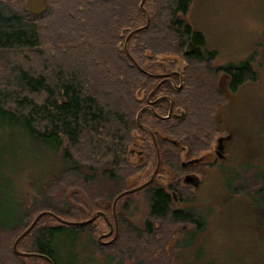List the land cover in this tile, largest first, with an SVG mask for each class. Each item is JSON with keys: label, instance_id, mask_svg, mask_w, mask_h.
<instances>
[{"label": "trees", "instance_id": "trees-1", "mask_svg": "<svg viewBox=\"0 0 264 264\" xmlns=\"http://www.w3.org/2000/svg\"><path fill=\"white\" fill-rule=\"evenodd\" d=\"M24 2L0 0V153H12L16 172L29 158L42 169L58 156L59 168H49L45 187L85 188L101 171L100 179L112 182V194L120 195L132 176L149 180L156 149L159 166L181 174L182 153L186 160L198 157L217 134L212 117L224 102L219 75L228 77L232 93L256 81L249 61L211 66L216 52L207 50L203 34L186 20L193 0H145V13L139 0H47L37 14L28 13ZM146 15L149 23L143 28ZM167 55H181L183 69L176 70V62L157 61ZM166 74L172 82L156 88ZM170 101L171 115L164 119ZM135 134L141 135L145 161L133 167L125 158L136 147ZM0 166L2 176L11 168ZM142 188L149 200L143 233L150 243L157 224L191 225L197 232L204 226L194 211L174 207L170 186L153 180ZM1 201L0 248L10 249L11 240L42 212L65 221L89 219L84 213L67 215L42 199L28 216L23 204L4 210ZM179 201L185 202L180 196ZM119 218L123 227L126 221ZM91 223L65 225L43 215L17 246L22 249L26 242L22 250L59 264L66 243L59 247L57 241H79L83 232L93 233Z\"/></svg>", "mask_w": 264, "mask_h": 264}, {"label": "rangeland", "instance_id": "rangeland-1", "mask_svg": "<svg viewBox=\"0 0 264 264\" xmlns=\"http://www.w3.org/2000/svg\"><path fill=\"white\" fill-rule=\"evenodd\" d=\"M23 6L28 13L37 14L46 9L47 0H25ZM186 20L203 34L207 50L216 52L211 66L249 61L257 76L256 81L247 82L232 93L228 89V77L219 75L217 86L224 102L212 117L217 134L209 150L190 160L182 153L180 163L185 171L176 175L168 167L159 166L153 179L162 187L170 186L175 208L194 211L204 226L197 232L191 225L157 224L158 232L150 243L143 233L149 211L144 188L122 196L113 214L112 204L119 193L112 194V182L100 179L101 171L96 173L95 183L85 188L45 187L50 182L45 176L49 168L53 165L59 168L58 156L54 158L55 164L42 169L29 158L16 172L14 157L3 149L0 165L11 167L3 173L4 177L0 173L4 210L13 206L18 209L21 203L27 208L28 216L42 199L76 217L84 213L86 218H91L96 212H103L111 225V235L100 242L98 238L109 232L102 217L91 223L93 233L83 232L79 241L60 238L57 244L60 247L66 243V249L58 255L59 264H264V0H193ZM157 61L176 62L175 69L179 71L185 66L181 55H167ZM134 138L136 147L128 149L125 159L136 167L144 163L145 155L141 135L135 134ZM0 146L3 148V143ZM194 159L199 162L189 165ZM147 177L139 180L137 175L132 176L124 190L139 187ZM179 196L184 203L179 201ZM121 215L126 221L123 227H120ZM47 222L53 223L44 220ZM18 235L11 240L10 249L0 248V264H48L34 257L16 255L13 244ZM23 246L26 242L22 249ZM22 249L17 246L18 252L29 253Z\"/></svg>", "mask_w": 264, "mask_h": 264}, {"label": "water", "instance_id": "water-1", "mask_svg": "<svg viewBox=\"0 0 264 264\" xmlns=\"http://www.w3.org/2000/svg\"><path fill=\"white\" fill-rule=\"evenodd\" d=\"M144 1H145V0H141L139 6H140V9L145 13V11H144V9H143V3H144ZM148 22H149V18H148V16L146 15V24H145V26H144L143 28H146V27H147ZM134 32H135V31L130 32L129 35H128V37H127V39H128V38H129ZM126 41H127V40H126ZM125 47H126V44L124 45V49H125ZM174 73H175V72H174ZM169 75H170V74L160 75V77H162L163 79L157 84L156 88H157L162 82L168 81V80H169V79H168ZM169 81H171V80H169ZM171 82H172V81H171ZM180 86H181V81H180L179 87H180ZM156 88H155V89H156ZM153 92H154V90L149 94L148 99L151 97V95L153 94ZM171 110H172V102L170 101V107H169V110H168V112H167V115H166L165 117H162V118H164V119L169 118L170 115H171ZM141 111H142V110H141ZM141 111H140V112H141ZM140 112L137 114V120H138V118H139ZM181 115H182V114H181ZM151 137H152V139H153V143H154V145L156 146L155 138H154V136H153L152 134H151ZM263 141H264V135H263ZM220 143H221V141L218 142V144H219V146H218V152L221 150ZM218 152H216V156L219 157ZM156 154H157L156 167H155V170L153 171V173H152L150 179H149L146 183L142 184L141 186H139V187H137V188H135V189L129 190V191H125V192L121 193L119 196H117V197L114 199L113 204H112V212H113V214H114V211H115V205H116V202H117V200H118L120 197H122L123 195H125V194H127V193L134 192V191H136V190H138V189H140V188H142V187H144V186L150 184V183L153 181V179H154V177H155V175H156V173H157V169H158V167H159V156H158V151H157V149H156ZM198 162H199V159H194V160L189 161L188 164H189V165H192V164H195V163H198ZM183 165H184V164H182V166H183ZM189 180H190V178L187 177V178H186V181H189ZM43 215H50V216H52L53 218H55L58 222H60V223H62V224H65V225H73V226L87 225V224L93 222V221H94L95 219H97L98 217H102V218L105 220V222H106V224L108 225V227H109V232H108V234H106V235H102V236H100V237L98 238V241L100 242L101 239L106 238V237H109V236L111 235V225H110L109 222L107 221V218H106L105 214L102 213V212H96L91 218H89V219L86 220V221H82V222H67V221H64V220L59 219L58 217H56L55 215H53V214L50 213V212H42V213H39V214L34 218V220H33L32 223L28 226V228L25 229V230L20 234V236L15 240V242H14V244H13V252H14L16 255H18V256H22V257H39V258H42V259L46 260V261L48 262V264H53L52 261H51L49 258L45 257V256L38 255V254H34V253H20V252H18L17 249H16L18 242H19L23 237H25V236L31 231V229L35 226V224L37 223V221H38ZM104 244H108V242H107V243H104Z\"/></svg>", "mask_w": 264, "mask_h": 264}, {"label": "flooded vegetation", "instance_id": "flooded-vegetation-1", "mask_svg": "<svg viewBox=\"0 0 264 264\" xmlns=\"http://www.w3.org/2000/svg\"><path fill=\"white\" fill-rule=\"evenodd\" d=\"M220 146H221V143H220ZM221 151V150H220Z\"/></svg>", "mask_w": 264, "mask_h": 264}]
</instances>
